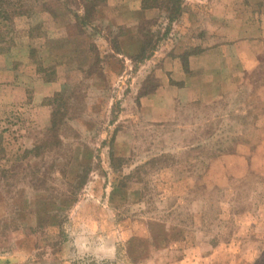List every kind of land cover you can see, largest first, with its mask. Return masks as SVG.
I'll return each mask as SVG.
<instances>
[{"label": "rangeland", "instance_id": "1", "mask_svg": "<svg viewBox=\"0 0 264 264\" xmlns=\"http://www.w3.org/2000/svg\"><path fill=\"white\" fill-rule=\"evenodd\" d=\"M5 68L0 264H264V0H0Z\"/></svg>", "mask_w": 264, "mask_h": 264}, {"label": "crops", "instance_id": "2", "mask_svg": "<svg viewBox=\"0 0 264 264\" xmlns=\"http://www.w3.org/2000/svg\"><path fill=\"white\" fill-rule=\"evenodd\" d=\"M22 60H26V58H23ZM0 76L3 78H7V83L10 82L9 85L13 87V89L18 88V86L20 88L22 87L21 83L17 81V74L14 70H11L10 68H5L4 70H1Z\"/></svg>", "mask_w": 264, "mask_h": 264}, {"label": "trees", "instance_id": "3", "mask_svg": "<svg viewBox=\"0 0 264 264\" xmlns=\"http://www.w3.org/2000/svg\"><path fill=\"white\" fill-rule=\"evenodd\" d=\"M1 2H4L5 3V0H1Z\"/></svg>", "mask_w": 264, "mask_h": 264}]
</instances>
